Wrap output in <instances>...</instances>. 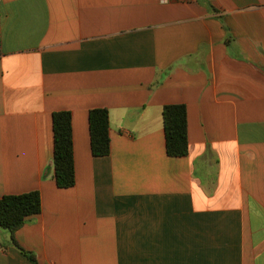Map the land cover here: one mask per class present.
Segmentation results:
<instances>
[{"label": "crops", "instance_id": "1", "mask_svg": "<svg viewBox=\"0 0 264 264\" xmlns=\"http://www.w3.org/2000/svg\"><path fill=\"white\" fill-rule=\"evenodd\" d=\"M172 104L188 109L185 157L166 150ZM35 190L42 212L15 238L38 264H264V0H0V198ZM0 264H35L2 227Z\"/></svg>", "mask_w": 264, "mask_h": 264}, {"label": "trees", "instance_id": "2", "mask_svg": "<svg viewBox=\"0 0 264 264\" xmlns=\"http://www.w3.org/2000/svg\"><path fill=\"white\" fill-rule=\"evenodd\" d=\"M163 121L166 135V150L170 157H185L189 154L188 109L184 104L164 107ZM92 153L96 157L110 155V112L105 108H95L89 112ZM55 181L59 188L76 185V165L74 156L73 115L62 110L53 114ZM42 212L40 191L9 194L0 198V227L11 234V241L32 262L38 264L34 253L25 250L17 242L15 233L33 216Z\"/></svg>", "mask_w": 264, "mask_h": 264}, {"label": "built area", "instance_id": "3", "mask_svg": "<svg viewBox=\"0 0 264 264\" xmlns=\"http://www.w3.org/2000/svg\"><path fill=\"white\" fill-rule=\"evenodd\" d=\"M168 0H164V2H167Z\"/></svg>", "mask_w": 264, "mask_h": 264}]
</instances>
